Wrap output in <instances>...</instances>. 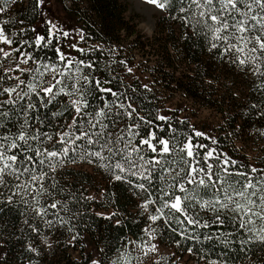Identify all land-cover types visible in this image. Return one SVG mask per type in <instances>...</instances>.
Masks as SVG:
<instances>
[{"label": "trees", "instance_id": "obj_1", "mask_svg": "<svg viewBox=\"0 0 264 264\" xmlns=\"http://www.w3.org/2000/svg\"><path fill=\"white\" fill-rule=\"evenodd\" d=\"M57 3L59 10L74 21V33L63 35L64 30H53L47 22L40 24L42 11L39 2L33 7V0L18 3L0 0V28L6 29L5 35H10L13 41L19 40L21 46L40 35L50 41L43 50L39 47L23 49L29 56L39 57L36 62L28 64H23V52L17 51L15 44L0 43V47L11 54V59L0 55L5 76L10 74L13 78L7 80L4 87H15L17 78L24 80L26 73L27 82L33 88L54 84L53 73L46 72L45 67L63 70V65L56 59L55 49L70 54L75 60L83 59L94 65L91 72L86 67L74 71L73 75L65 72L60 79L66 77L67 84L47 107L42 106V100L34 99V103L41 105L39 111L43 119L37 130L48 134L55 132L57 136L65 131L74 133L76 126L71 123L73 102H82L85 95L88 103L103 109L101 100L107 104L108 94L89 91L92 85L83 82L87 73L89 79H110L111 83L104 86L125 92L129 98L127 102L141 117L149 112L161 115L168 101L179 98L167 117L177 131V141L170 142V152L172 148L176 152L168 157L170 164L163 172L149 173L152 176L150 186L140 179V173L120 172L122 179L118 181L115 179L117 170L101 166L106 161L98 164L80 158L75 162L69 160L63 165H53L54 171L48 173L57 182L52 196L46 195L51 190L45 186L46 182L41 185L45 194L35 197L33 193L37 189L31 184L18 195L5 190L0 196V264H137L139 254L136 247L143 243L146 229L151 224L158 242L173 250L179 260L186 259L193 264H264V239L261 238L264 236V219L255 215L249 218L243 213L235 215L223 209L221 223L213 222L208 228L194 229L187 224H174L173 227L182 229L190 237L186 238L179 232L173 233L166 226L167 221L163 225L159 221L152 223L148 214L153 208L156 209L153 211L155 215L169 211L152 202L158 196L161 201L165 200L163 192L171 194L174 183L184 174L186 165L181 167L184 162L180 159L178 141L194 131L205 134L204 138L193 139V143L199 140L204 144V153L211 149L233 159L237 166L233 170L240 173L256 168L257 172L251 173L249 180L264 170V108L257 103L260 91L254 93V89L264 84L259 72L242 71L240 65L233 66L230 58L225 59L226 54L216 55L210 48L212 33L204 25L196 24L201 17L191 0H169L168 6L161 9L151 36L138 28L140 16L129 15L130 7L125 0H57ZM75 49H84V52ZM18 56L21 58L19 63ZM239 58L247 62V50ZM254 63L259 66V71H264V59L260 58L259 51L255 53ZM129 67L131 72L126 70ZM73 84L74 87H70ZM98 95L101 99H96ZM197 109L210 110L215 117L192 124L190 116ZM61 111L64 112L62 117L54 115ZM182 113L187 114L182 117ZM18 119L22 120L23 115ZM19 127V123L12 121L6 130L0 132L11 139ZM124 128L125 124L119 123L118 131ZM166 128L167 125L164 130ZM145 135L146 128L141 126L139 136ZM171 135L169 132L168 136ZM139 136L133 138V146ZM32 143L33 147L44 150L55 151L60 147L59 144L53 146L50 140L43 144ZM66 146L72 147L70 143ZM145 154L150 155L146 146ZM209 163L216 165L215 159ZM143 171L142 167L140 172ZM221 178L223 180L222 173ZM242 179L236 175L230 177L228 183ZM26 180L27 173L19 183L23 185ZM140 183H145L146 190L139 188ZM233 187L239 188V184H233ZM92 192L101 199L93 198ZM211 192L212 189H208V195H205L204 189L200 188L194 195L198 194L207 201ZM176 195L182 194L176 191ZM4 197H10L7 203ZM53 199L57 204L66 202L78 213L71 221L74 229L65 230L57 223L49 230L36 214L37 210H43L42 205L50 204ZM145 204L149 206L145 208ZM109 209L115 211L111 216L97 213ZM254 210L259 212V207ZM59 214L64 219L69 217L66 211ZM195 215L197 209L194 208L190 217ZM198 215L204 224H208L215 213H206L200 207ZM48 218L54 222L57 220L51 211L45 217ZM37 226L39 232L33 230ZM209 233L210 238L207 237ZM74 234L79 239H73Z\"/></svg>", "mask_w": 264, "mask_h": 264}, {"label": "snow or ice", "instance_id": "obj_2", "mask_svg": "<svg viewBox=\"0 0 264 264\" xmlns=\"http://www.w3.org/2000/svg\"><path fill=\"white\" fill-rule=\"evenodd\" d=\"M4 2L18 3L20 0H4ZM38 2L42 3L43 0H33V7H36ZM146 2L165 9L169 0H146ZM191 3L196 6L199 17H201L196 20V24L204 25L212 33L210 48L215 50L216 55L226 54L225 59L230 58L233 66L240 65L242 71L259 72L260 79L264 80V71H259V66L254 63L257 51H259L260 58L264 59V0H191ZM5 31V28H0V43L15 44L16 50L19 52H23L25 47H39L43 50L50 43L45 36L40 35L34 40L26 41L21 46L19 40L13 41L10 35H5ZM63 35H67V33H63ZM249 45L251 46L249 47ZM75 50L84 52V49ZM245 50H247V62L245 59L239 58ZM55 51L56 59L63 65V70L45 67L46 72L53 73L51 78L55 80V83L39 89L33 88V85L27 82V73L24 80L17 78L15 87H4V83L13 78L10 74L5 76L4 64L0 63V130H6L7 125L12 121H16L20 125L11 139L0 132V196H3L5 190L11 195H18L30 184L37 189L33 196H40L45 194L44 187L41 186L42 182H46L45 186L51 189L46 195L52 196V192L56 190L57 182L55 177L48 173L54 171L53 165H63L69 160L75 162L80 158L87 162L95 161L98 164L106 161L107 163L101 166L117 170L115 179L118 181L122 179L118 174L120 172H131L132 175L140 173V179L149 183L150 186L152 176L149 173L163 172L165 166L170 164L168 157L176 152L175 148H172V152H170V142L177 141V131L172 128L171 122L163 115H153L149 112L144 117L139 116L131 103L127 102L129 98L125 92L104 86L106 83H111L110 79L101 80L96 77L89 79L88 74H84L83 82L92 85L89 91L101 95L107 93L109 102L104 104V101L101 100L103 105V109H101L88 103L87 95L82 102L74 101L71 120V123L76 126L74 133L65 131L57 136L55 132L48 134L37 130L39 124L43 123V119L40 118L41 105L34 103V99L42 100V106L47 107L48 104L56 100L57 95L61 94L62 86L67 84L66 77L64 80L60 79L65 75V72L68 75H73L74 71H82L85 67L88 72H91L94 67L93 64L83 59H73L70 54L61 52L59 49H55ZM0 55L11 59V54L3 47H0ZM20 59L18 56L17 63L20 62ZM38 59V56H29L23 52V64H28L30 61L34 63ZM20 70L22 69H17V71ZM126 70L131 72L130 67ZM70 87H74V84ZM261 89H264V84L254 89V93L260 91L257 103L264 108V103H262L264 102V91ZM101 95H98L96 99H101ZM17 106L19 107L17 108ZM25 113H30V115H24ZM21 115H23L22 120L18 119ZM54 115L62 117L64 112H57ZM129 118H131V123H128ZM121 122L125 124V128L118 131ZM165 125H167L166 130H164ZM141 126L146 128L145 136H139ZM64 127L67 128V125ZM29 128L31 131L28 130ZM158 132H162V135L158 136ZM169 132L172 133L171 136H168ZM137 136H139L138 142L133 146V138ZM204 137V133L194 131L186 135L183 140L178 141L180 159L184 162L181 167L186 165V170L174 183L171 194L163 192L165 200L161 201L158 196L152 202L161 204L169 211L153 215L151 220L159 221L162 225L167 221L166 226L173 233L179 232L186 238L190 237H187V233L182 229L173 227L174 224H187L194 229L201 226L208 228L212 226L213 222L221 223L220 217L223 209H228L235 215L243 213L249 218L255 215L259 219H264V170H260L256 177L249 180V175L257 172L256 168H251L247 173H240L238 170H233L237 168L233 159L224 157L223 154H217L211 149L204 153L202 151L205 147L204 144L199 140L193 143L194 138ZM49 140L52 141L53 146L59 144L60 147L55 151L33 147L32 142L34 141L43 144L44 141ZM69 143L72 145L71 148L66 146ZM121 145L123 146L121 147ZM145 146L150 155L145 154ZM213 159L216 161L215 166L209 163ZM45 162H47V168H45ZM174 162L172 161V163ZM145 165L147 167H144ZM142 167L144 171L141 173ZM176 171H179V168ZM25 173H27V180L25 184L21 185L19 181ZM236 175L243 177L242 180L233 181V184H239V188L228 183L229 178ZM138 186L142 190H146L145 183H140ZM200 188L204 189L205 195H208V189H212L207 201H204L203 197L198 194L194 195ZM176 191L182 195H176ZM9 199L10 197H4V202L7 203ZM170 200L174 202L169 203ZM148 206V204L144 205L145 208ZM256 206L259 207V212L254 210ZM200 207H203L206 213H215L208 224H204L199 218ZM41 208L43 210H37L36 214L48 226L49 230L57 223L62 225L65 230L75 228L71 221L78 213L66 202L57 204L53 199L50 204L46 203ZM194 208L197 209V215L190 217ZM155 210L153 208V211ZM49 211L57 217L55 222L51 218L45 219L48 217ZM62 211L69 214L68 219L60 216L59 212ZM33 230L39 232V226ZM210 235V233L207 234V237L210 238ZM261 238L264 239V236ZM73 239H79V236L74 234ZM32 250L30 249V251Z\"/></svg>", "mask_w": 264, "mask_h": 264}, {"label": "rangeland", "instance_id": "obj_3", "mask_svg": "<svg viewBox=\"0 0 264 264\" xmlns=\"http://www.w3.org/2000/svg\"><path fill=\"white\" fill-rule=\"evenodd\" d=\"M129 7V15L137 14L140 16V22L138 28L145 34L151 36L154 32L155 22L157 17L162 13L161 9L156 5H152L146 2V0H125ZM41 4V23L47 22L51 25L53 30H64L65 33L71 34L75 28V23L69 16L64 15L57 0H43ZM68 5V4H67ZM179 98H175L172 102H167L164 109L161 111V115L168 117L171 110H173L178 102ZM187 113H182L181 116L185 117ZM214 118L215 115L212 112L205 109H197L190 116V123H198L201 119ZM217 122L218 120L215 119ZM91 196L100 200L101 197L95 192H92ZM98 214L104 216H111L115 213L114 209L107 211L100 210ZM150 218L155 215L153 211L148 213ZM151 220V219H150ZM153 223V221L151 220ZM138 249L137 264H193L187 262L186 259L179 260L178 256L174 255V251L167 246L161 245L154 232V226L151 224L147 227L143 243L136 247Z\"/></svg>", "mask_w": 264, "mask_h": 264}, {"label": "built area", "instance_id": "obj_4", "mask_svg": "<svg viewBox=\"0 0 264 264\" xmlns=\"http://www.w3.org/2000/svg\"><path fill=\"white\" fill-rule=\"evenodd\" d=\"M68 6H70V2H67Z\"/></svg>", "mask_w": 264, "mask_h": 264}]
</instances>
